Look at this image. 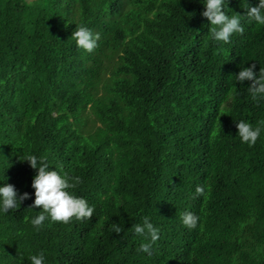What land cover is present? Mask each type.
<instances>
[{
    "label": "trees",
    "instance_id": "16d2710c",
    "mask_svg": "<svg viewBox=\"0 0 264 264\" xmlns=\"http://www.w3.org/2000/svg\"><path fill=\"white\" fill-rule=\"evenodd\" d=\"M204 3L0 0V187L30 195L0 209V264L41 251L44 264H264V129L250 146L236 127L264 120V98L236 81L264 68V25L245 15L259 0H225L244 28L229 43ZM78 25L100 34L92 52L71 38ZM29 155L80 177L68 191L91 219L33 226ZM145 216L159 229L150 255L132 228Z\"/></svg>",
    "mask_w": 264,
    "mask_h": 264
},
{
    "label": "clouds",
    "instance_id": "9594fccd",
    "mask_svg": "<svg viewBox=\"0 0 264 264\" xmlns=\"http://www.w3.org/2000/svg\"><path fill=\"white\" fill-rule=\"evenodd\" d=\"M225 0H205V11L202 16L206 17L212 27L209 29L212 38L215 41L224 43L230 42V37L234 33L243 34L244 28L241 25V15L235 13L228 15L222 9L224 8ZM246 16L250 21H255L259 25H264V0H259V4L255 7L246 5ZM72 39L76 41L78 47L83 48L87 52H92L98 45L100 34H93L92 31L82 25L76 26L72 33ZM256 64L251 67H241V70L236 75V81H251L247 88L255 101L258 98H264V68H260L259 73H255ZM238 136L243 143L254 145L264 129V120L258 121L254 127L251 123L241 120L236 123ZM23 161H27L30 167L37 170V174L33 177L32 188L35 190V200L29 208H41L42 211L31 223L39 228L42 225L47 213L52 221L69 223L72 218L83 221L91 219L94 212V206H89L88 202L81 197L71 194L68 189L75 188L81 183L80 177H68L67 174L61 175L56 170H50L49 165L44 157L35 155L27 156ZM205 195V187L198 185L195 189L193 198ZM29 193L18 194L12 184H5L0 187V209L7 213L9 210L18 209L21 203L29 199ZM181 220L184 226L189 229H195L199 221V217L192 212L185 211L181 214ZM137 235L144 236L149 242H142L139 245L138 251L151 254L152 244L159 239V229L154 227L149 218H143V224H135L132 226ZM113 232L119 234L123 228L116 223L111 225ZM44 253L41 251L37 255L30 257L31 264H44Z\"/></svg>",
    "mask_w": 264,
    "mask_h": 264
}]
</instances>
